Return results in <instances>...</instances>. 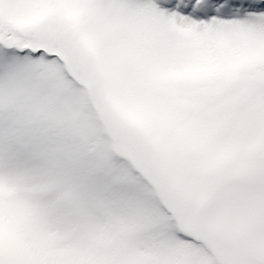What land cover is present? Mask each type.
Here are the masks:
<instances>
[{
	"label": "snow or ice",
	"instance_id": "snow-or-ice-1",
	"mask_svg": "<svg viewBox=\"0 0 264 264\" xmlns=\"http://www.w3.org/2000/svg\"><path fill=\"white\" fill-rule=\"evenodd\" d=\"M0 264H264V0H0Z\"/></svg>",
	"mask_w": 264,
	"mask_h": 264
}]
</instances>
